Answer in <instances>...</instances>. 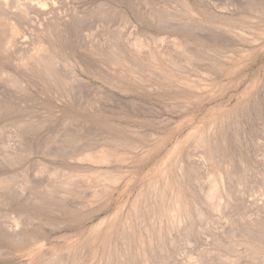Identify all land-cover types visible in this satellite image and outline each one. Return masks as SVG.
Returning <instances> with one entry per match:
<instances>
[{
	"label": "rangeland",
	"instance_id": "rangeland-1",
	"mask_svg": "<svg viewBox=\"0 0 264 264\" xmlns=\"http://www.w3.org/2000/svg\"><path fill=\"white\" fill-rule=\"evenodd\" d=\"M238 1L0 0V264H110V247L117 264H141L138 251L148 264H264V16L246 18ZM133 28L171 80L134 59ZM231 28L248 37L230 43ZM179 36L199 61L180 60L170 43ZM116 140L125 163L75 160ZM179 165L192 214L161 238L154 227L140 246L142 229L130 235L121 223ZM91 170L126 178L105 210L107 197L75 210L58 195L59 177ZM218 175L231 203L216 213L206 195ZM85 189L73 199H92ZM104 217L118 229L96 240Z\"/></svg>",
	"mask_w": 264,
	"mask_h": 264
},
{
	"label": "bare ground",
	"instance_id": "bare-ground-1",
	"mask_svg": "<svg viewBox=\"0 0 264 264\" xmlns=\"http://www.w3.org/2000/svg\"><path fill=\"white\" fill-rule=\"evenodd\" d=\"M211 2V1H210ZM240 1H238L239 3ZM242 2V3H241ZM240 2V5L239 6H242V10H245L244 14L247 17L249 16H254L256 15L257 17H262L264 16V0H242ZM237 3V4H238ZM218 4V3H217ZM234 6V5H233ZM238 7V6H237ZM189 10L191 11V9L189 8ZM241 10V9H240ZM189 11V12H190ZM243 14V15H244ZM193 15V13H192ZM195 15V14H194ZM249 19V18H248ZM234 22V21H232ZM233 24V23H232ZM242 26V25H241ZM239 28V27H238ZM243 29V28H241ZM133 30L135 31V29L133 28ZM133 31V34L132 37L128 40V44L129 46L133 49V55H134V59L136 60L137 59V62L138 61H142L146 64H150L152 65V67H155L157 70L159 69L158 67V63L155 61L153 55L151 54V52L148 50L147 48V41L145 39H143L140 35L137 34V32ZM229 34H230V40L229 42L233 43L235 42V40H237V36L240 37L239 39H243V38H246V34H243L242 31L240 32H237V30H234L233 28L230 29L229 31ZM248 37V36H247ZM157 41L161 42L163 41V39H157ZM241 41V40H240ZM246 41V40H245ZM248 42V41H247ZM171 47L173 49V51H175L176 53H178L180 58V60H182V62L186 63V64H189V63H192V62H197L199 61L202 56L201 53H200V49L197 47V45H195L194 43H192L188 38H183L181 36L179 37H175L173 39H171ZM244 43V41L242 42ZM252 43V41L250 42ZM39 52V51H38ZM161 53V56H164V55H167L169 56L167 52H160ZM41 54V53H40ZM39 54V55H40ZM42 55V54H41ZM45 57H48V56H45ZM130 57V56H129ZM36 58V57H35ZM50 58V59H49ZM39 59V58H38ZM48 59H49V62H48ZM48 59H46V62L42 61V64L41 63H38L39 64V68H40V64L43 68V71L42 73H44V75L46 73H48L47 71L51 69V71L53 72V68H51V63L53 61V58L51 57H48ZM130 59V58H129ZM55 60V59H54ZM56 61V60H55ZM68 61V60H67ZM118 61V60H117ZM130 61V60H129ZM39 62V61H38ZM57 63V62H56ZM37 64V66H38ZM70 64V63H69ZM134 64V63H133ZM175 64V63H174ZM53 65V64H52ZM123 65V64H121ZM36 66V67H37ZM72 66V65H70ZM37 68V69H39ZM40 68V69H42ZM134 68V67H133ZM133 68L131 69L130 72H134ZM39 69V70H40ZM71 69V68H70ZM39 70H37L39 72ZM55 70V69H54ZM57 70V69H56ZM42 71V70H40ZM71 73H72V69L70 70ZM160 71V72H159ZM159 73L164 75V76H167L165 79L166 81H169L172 79V77H169L168 73L159 69ZM46 72V73H45ZM50 73V72H49ZM59 73V72H58ZM234 73V70H231V74ZM38 74V73H37ZM57 74V72L54 71V74L55 75ZM75 76L77 75L76 73H73ZM11 76V74H8ZM40 75V73L38 74ZM43 75V74H41ZM40 75V76H41ZM49 75V74H47ZM59 75V74H58ZM9 78H12V76ZM46 76V75H45ZM52 76V73L51 75ZM49 76V77H50ZM56 76V75H55ZM53 76V79L54 77ZM60 76V75H59ZM58 76V78H59ZM15 76H13L14 78ZM48 77V76H47ZM62 77V76H61ZM78 79H79V76H77ZM3 78V77H2ZM8 78V76H7ZM6 78V80L8 81V79ZM12 78V79H13ZM45 78V77H44ZM51 78V77H50ZM57 78V79H58ZM15 79V78H14ZM13 79V80H14ZM52 79V78H51ZM56 79V78H55ZM63 79V78H62ZM18 80V79H17ZM16 80V81H17ZM50 80V79H49ZM66 80V79H65ZM56 81V80H55ZM81 81V80H80ZM11 82V81H10ZM20 82V81H19ZM18 84H21L19 83ZM63 82V81H62ZM172 82H175V80H173ZM177 82V80H176ZM14 83H17L15 82L14 80ZM183 83V82H182ZM11 84V83H9ZM13 84V83H12ZM11 84V85H12ZM17 84V85H18ZM52 84V83H51ZM55 84V83H53ZM15 85V84H14ZM13 86V85H12ZM16 86V85H15ZM22 86V85H21ZM21 88V87H20ZM80 90V89H79ZM76 91V90H75ZM80 92V91H79ZM7 93V92H6ZM78 93V92H77ZM9 97V96H8ZM77 98V97H76ZM89 107L90 108H93L95 107L94 104H89ZM81 108V106L79 107ZM93 111V110H92ZM73 118V117H72ZM70 118V119H72ZM75 118V117H74ZM66 123V122H65ZM64 125V124H63ZM80 130V129H78ZM77 130V131H78ZM225 130V129H224ZM220 133V132H219ZM223 133V132H222ZM217 135V134H215ZM218 136V135H217ZM200 137V136H199ZM215 138V137H214ZM227 138V137H226ZM206 140V139H205ZM224 140V139H223ZM202 145L204 143V139H200ZM214 142V141H213ZM217 143V142H216ZM215 143V144H216ZM223 143V142H222ZM205 144V143H204ZM127 145L125 144V142L121 141V140H116L115 144L113 145V147H109V148H105V149H98L97 152H85V153H82L81 155H79L78 157L75 158V160L77 159L78 161L80 162H83V163H89V164H93V165H97V166H102V165H108V164H111V163H125L127 162L130 157H126V153L123 151V148H125ZM219 147V146H218ZM199 148V147H198ZM218 152V151H217ZM219 154V153H218ZM222 154V153H221ZM128 155V154H127ZM13 156V155H12ZM208 158V157H207ZM229 159V158H228ZM209 161V160H208ZM230 164V163H228ZM231 164H233L231 162ZM13 166V165H12ZM183 168H181V165H179V167L176 168V173L174 172V174H171L167 176H164L165 177H168V178H163L164 181H162L163 185L160 186L161 188L159 187H155L154 190L152 189V191L155 192L156 196L154 195V198H152V201L148 200L150 202V205L148 206H145L143 203L145 202L143 200V203L140 204V199L138 197V199L136 198L133 203H132V206L131 208H133L131 211H133V216L130 218V219H123V222L121 223V228H123V232H127V233H132L130 235H133V233L136 231L135 228H141L142 231H140V234L142 235V239L141 240V245L142 246L144 244V242H148L151 243L150 241H152V236L154 235V233H156L155 236H158L161 238V236L163 237V234L164 232H168L169 230L172 231L173 227L176 228V226H179L182 222H184L187 219H189L190 215V211L192 210L191 207L193 205L192 201L190 200L189 198V195H188V192L185 190L184 186H183V183H182V177H183V171H182ZM226 170V169H225ZM86 171V170H85ZM228 171V169H227ZM226 171V172H227ZM60 172V171H59ZM58 173H54L55 175H58ZM64 172V171H63ZM233 173V172H232ZM53 174V175H54ZM169 174V173H168ZM166 175V174H165ZM228 175V174H227ZM9 176V175H8ZM49 177V176H48ZM51 177H54V176H51ZM59 177V175H58ZM228 177V176H227ZM225 176V178H227ZM61 180V182L59 183V186L61 187V189L59 190V194L60 197H62L63 202H66L67 200H70V201H73V205H74V208L76 210V208H90V207H94V206H97L98 205V202L100 199L104 198V197H107L108 200H107V203H106V207H104L103 209L105 210V208H107L109 205H110V201H111V197L113 195V193L115 191H117V188L119 186H121V184L123 183V181L125 180L126 176L125 174H119V175H115L113 173H109V172H105V171H102V170H97V171H93L91 170V172L89 173H72V174H67L64 172V174L61 173L60 177H59ZM224 178V179H225ZM58 179V178H57ZM213 179V178H212ZM222 175H218V177L216 179H213L210 181V183L208 184V196L207 199L209 200L210 204H208V206L210 205L211 207V210L214 209L215 212L219 213L221 212V210L225 211V209L229 206V202L231 199L230 198V191L228 190L227 188V185L224 184V181ZM231 179V178H230ZM228 179V180H230ZM52 180H55L52 179ZM227 180V179H225ZM3 181V179H2ZM5 181V180H4ZM9 181V180H8ZM8 181H6V183H8ZM57 181V180H55ZM74 181V182H73ZM224 181V182H223ZM77 183V184H75ZM158 183V182H157ZM227 183V182H226ZM55 184V183H54ZM1 185V184H0ZM58 185V184H57ZM155 185V184H154ZM161 185V184H160ZM156 186V185H155ZM6 187V186H5ZM11 187V186H10ZM51 187V186H49ZM102 188V192H103V197H101V195L99 194L100 192H98V188ZM154 187V186H153ZM2 188V187H1ZM83 188H87L89 190H91V194H92V199L90 198V200H82V199H73V197H75V195H77V193L79 191H81V189ZM17 189V188H16ZM87 189H85L86 191H88ZM8 190V189H6ZM85 190H82V191H85ZM13 194V193H12ZM139 195L140 194H143L142 193H138ZM206 194V193H205ZM57 193H56V196H58ZM145 195V194H143ZM148 193L145 195L147 196ZM152 195V194H151ZM78 196V195H77ZM141 196V195H140ZM152 197V196H151ZM144 198V197H143ZM33 200V199H32ZM22 201V200H21ZM62 201V200H61ZM207 201V200H206ZM25 202H28V201H25ZM24 202V203H25ZM34 202V201H33ZM36 202V201H35ZM34 202V203H35ZM106 202V201H105ZM152 202V203H151ZM23 203V205H24ZM32 203V202H30ZM146 203L147 200H146ZM145 203V204H146ZM231 203V202H230ZM15 204V203H14ZM22 204V203H21ZM28 204V203H27ZM33 204V203H32ZM36 205V204H35ZM68 205V204H67ZM143 205V206H141ZM17 206V205H16ZM25 206V205H24ZM27 206V205H26ZM25 206V207H26ZM32 206V205H31ZM30 206V207H31ZM38 206V205H37ZM64 206V204H63ZM143 207L145 208L144 212L142 213L143 209H140V207ZM196 206V205H195ZM22 207V206H21ZM28 207V208H30ZM33 207V206H32ZM67 207V206H66ZM71 207V206H70ZM100 206H98L96 212H100L101 211V208H99ZM103 207V206H102ZM11 208V206H10ZM19 208V207H18ZM36 208V207H35ZM72 208V207H71ZM85 208V209H86ZM229 208V207H228ZM227 208V209H228ZM25 209V208H24ZM23 209V210H24ZM34 209V207H33ZM38 209V207H37ZM36 209V210H37ZM41 209V208H39ZM93 209V208H92ZM95 209V208H94ZM102 209V210H103ZM226 209V210H227ZM19 210V209H18ZM21 210V209H20ZM22 210V211H23ZM28 210V209H27ZM90 210V209H89ZM26 211V210H25ZM84 211V210H83ZM88 211V210H87ZM27 212H30V211H27ZM35 212V211H34ZM116 214V213H115ZM130 214V215H131ZM142 214V215H141ZM8 215V214H6ZM107 220H109V217H104L102 219H100L97 223H95L93 226H92V230L94 231L93 233L95 234V239L97 240L98 236L103 232V231H106V230H110V231H114V230H117L118 228H115L116 227V224L115 226L114 225H110ZM114 221V220H113ZM187 222V221H186ZM185 222V223H186ZM113 224V223H112ZM183 224V223H182ZM181 224V225H182ZM151 225V226H149ZM154 227H156V232L153 233V229H155ZM144 228V229H143ZM181 228V227H179ZM176 230V229H175ZM230 232V231H229ZM105 234V233H104ZM168 233L164 234L167 235ZM34 235H32L33 237ZM146 236L148 237L146 240ZM19 236L16 237V240L19 239L18 238ZM109 237V236H108ZM113 237V236H112ZM25 239L29 238V235L28 236H25L24 237ZM157 238V237H156ZM165 238V237H164ZM163 238V239H164ZM107 239V238H106ZM155 239V237H154ZM158 239V238H157ZM110 240V239H109ZM113 240V239H112ZM162 240V239H161ZM128 241V240H127ZM155 241H157L155 239ZM152 242V243H155ZM160 241V240H159ZM114 242V240H113ZM163 243V241H161ZM166 242V241H165ZM103 243V242H102ZM112 243V242H111ZM136 243V242H135ZM139 243V244H140ZM147 244V243H146ZM158 244V242H157ZM246 244V243H245ZM109 245V243L107 244ZM112 245V244H111ZM159 245V244H158ZM130 247V246H129ZM139 249V248H138ZM147 249V248H146ZM156 249V248H154ZM151 250V249H150ZM153 250V249H152ZM151 250V251H152ZM146 251H149L148 249ZM155 251V250H153ZM143 252V251H142ZM145 252V251H144ZM113 253V249L110 247V249H108L106 251V254H103V259L106 260V263H110V264H117L118 261L113 260L114 258H111V254ZM115 253V252H114ZM148 253V252H147ZM150 253V251H149ZM130 254V253H129ZM140 254V252H136V257H138L137 259H139L140 261L139 262H142L141 264H148L150 263L149 261H151L149 258L150 257H147L148 255H146V252L145 253H141V255H138ZM115 255V254H114ZM122 255V254H121ZM125 255L123 254V257ZM127 256V255H126ZM125 256V257H126ZM122 257V258H123ZM133 258V259H134ZM124 259V258H123ZM239 259V258H238ZM120 260V259H119ZM122 260V259H121ZM230 260V259H229ZM241 260V259H240ZM124 262V261H123ZM122 262V264H123ZM239 262V261H238ZM121 263V261H120ZM138 263V262H137ZM234 263V262H233ZM125 264V262H124Z\"/></svg>",
	"mask_w": 264,
	"mask_h": 264
}]
</instances>
